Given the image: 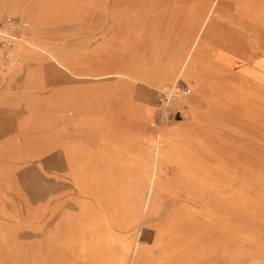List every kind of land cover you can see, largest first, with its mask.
I'll return each mask as SVG.
<instances>
[{
	"label": "rangeland",
	"instance_id": "obj_1",
	"mask_svg": "<svg viewBox=\"0 0 264 264\" xmlns=\"http://www.w3.org/2000/svg\"><path fill=\"white\" fill-rule=\"evenodd\" d=\"M19 1L0 0V264H264V68L251 65L255 58L264 63V0H24L22 8ZM219 5L230 18L212 15ZM182 9L203 20L194 19L193 32L183 28L179 37ZM227 18L230 24L219 21ZM142 21L176 25L173 45L181 49L174 67L157 71L171 82H139L131 96L152 106L155 125L187 122L198 163L160 166L161 133L159 146L144 150L153 166L115 140L135 136L136 150L148 143L142 135L104 131L98 119L77 121L53 105L59 91L91 86L98 95L99 82L61 70L53 80L54 64L34 50H18L17 62L9 64L22 35L71 50L67 56L76 66L152 59V50H89L113 38L126 45L131 26ZM117 25L124 33L117 35ZM193 56L197 67L204 61L210 81L198 68L189 75ZM29 68L43 80L29 82ZM231 69L248 71L251 82L241 76L237 85ZM179 79L192 92L186 108L175 104L172 118L165 119L159 91ZM198 95L202 107L190 115ZM105 149L121 157L98 159Z\"/></svg>",
	"mask_w": 264,
	"mask_h": 264
},
{
	"label": "crops",
	"instance_id": "obj_2",
	"mask_svg": "<svg viewBox=\"0 0 264 264\" xmlns=\"http://www.w3.org/2000/svg\"><path fill=\"white\" fill-rule=\"evenodd\" d=\"M143 1L145 2V0ZM19 2L20 8H22L24 0H20ZM4 5L7 7L6 3H4ZM179 14L180 16L182 15L181 17L184 19L181 21L182 23L179 27V37H181V34L185 33L182 31L183 28H186L187 24L191 25L194 23V19H196V21L199 23H202L203 20L202 16L193 15L185 9H182ZM186 15H190L194 18L185 19ZM32 16L33 23L36 24L38 22V17H36V15ZM7 17L8 16L6 15L4 16L5 21L8 20ZM123 18L124 16L122 15H118L117 17V19ZM219 21L230 24V20L228 18L226 20ZM142 23L145 24H133V26H131L133 37L130 39H124V43L127 42V44L125 43L126 45H121L120 47V40L117 39L116 47V42L113 38L102 42V46L105 45L104 47L99 45L97 47H92L89 50H152V53L157 55V57L152 59L140 61L137 59L134 60L133 57L122 60L121 58H117L114 63L109 65H104L102 63L94 64L92 61H79V65L76 66L77 63L74 58L67 56L69 53H71V50H60L55 45L52 46L48 43L42 42L36 37L29 40L27 36L22 35L18 37L19 45L16 51L12 53L11 62L9 64L13 66L17 62L16 60H18L19 55L18 50H34L36 54L40 53V55H47L54 64L57 73L54 75L53 80L60 79V70H63V72H67L68 75H75L80 78L87 79L88 82H99L100 85L98 87V95L94 94V88L91 86H86L83 90L68 89L63 92L59 91L55 94L53 97V105L58 108L62 107L65 112H68V114L74 117V119L77 121H79L82 116L90 119H98L102 126L101 128H103L104 131H108L112 127H115L117 129L116 133L121 132L118 130L119 128H123L124 130L132 129L139 136L142 135V137H145L148 140V143H146L144 147L142 146L140 149L136 150L132 149L133 145L137 143V140L135 139H138L135 136H131L130 140H123L116 136L115 140L117 142L124 143L126 146H129L130 148L126 149V152H129L130 155L142 157L148 160L153 166V159L150 158L147 153L144 152V150L150 149L152 152L154 147L159 146V135L161 133L163 138L162 143L160 144V166L166 165L169 162L172 163L173 161L177 160L182 163L184 162L185 165L191 164L190 162L192 161L198 163V158L190 149L191 143L189 142V134L191 132L188 130L187 124H181L179 126H164L162 124L155 125L152 123V118L155 114L152 106L146 103V101L140 102V100H135L131 96L132 90H130V88L139 82L145 83L150 87H159L171 82L172 80L169 79V75H160L157 71L160 70V68L164 69V64L171 65V63H174L172 64L174 67L176 62L178 63L179 59L178 50L181 49L173 45L174 37L172 32L179 33L176 25L172 27L170 23L162 21L158 26L152 25V21H142ZM123 28L124 27L117 25V35L123 32ZM188 36L189 35L185 34L183 37L185 38V41L187 40ZM0 37L4 38V34ZM132 44H143L144 46L142 49H140V47L130 46ZM212 46L218 48L219 44L217 42H212ZM253 48L254 50H257L256 47ZM1 75L2 78L7 76L6 72H2ZM39 75L40 74L36 69L29 68L27 80L31 82L36 78L42 79ZM40 79L39 81L43 80ZM106 79L111 80L110 85L107 84ZM103 81L106 82V85L103 83ZM106 88H111V91L114 94L108 95L105 91ZM196 99L197 98L195 97L193 102H191L192 104L189 109L190 115H195L199 109L197 108L196 110L194 106V104H197ZM183 117V115L180 116L179 121L184 119ZM121 154L122 153H119L116 150L105 149L96 157L98 159L111 161L120 158ZM67 157L70 161H72L75 158V154H72V151L70 150V152L67 153ZM151 189L148 192V195H150Z\"/></svg>",
	"mask_w": 264,
	"mask_h": 264
},
{
	"label": "built area",
	"instance_id": "obj_3",
	"mask_svg": "<svg viewBox=\"0 0 264 264\" xmlns=\"http://www.w3.org/2000/svg\"><path fill=\"white\" fill-rule=\"evenodd\" d=\"M7 42L3 44L6 46ZM2 49H4L2 47ZM192 88L182 80H178L171 85H168L159 91V109L162 116L165 119L172 118L171 109L176 104L179 106L180 111H183L186 108V99L191 94Z\"/></svg>",
	"mask_w": 264,
	"mask_h": 264
},
{
	"label": "bare ground",
	"instance_id": "obj_4",
	"mask_svg": "<svg viewBox=\"0 0 264 264\" xmlns=\"http://www.w3.org/2000/svg\"><path fill=\"white\" fill-rule=\"evenodd\" d=\"M7 1H9V2H11V4L12 3H14L13 2V0H7ZM15 4V3H14ZM13 5V4H12ZM253 12H255L256 10H252ZM215 12H219V13H221V14H226L227 16H228V18H230L229 16L231 15L230 13H229V11H227V10H225L224 8H222V7H220V5H219V7L218 8H216L214 11H213V14L212 15H215ZM246 13H249L248 11H245L244 12V14H246ZM182 16V15H181ZM215 19H216V16H211L210 17V20H209V23L211 22V23H214V21H215ZM192 26L191 25H187L186 26V28H185V30H186V32H188V31H190V32H193V28H191ZM197 31H195V33H196ZM59 52V51H58ZM56 53V52H55ZM54 54V53H53ZM223 57V56H222ZM224 59H226V61H228L229 63H233V59H231V58H225V57H223ZM249 58H240V61L241 60H244V61H251L250 59L248 60ZM54 60V59H53ZM179 60V59H178ZM55 63V62H54ZM195 63H197V58H195V56H193L192 57V60H190V67L188 68L190 71H189V75L190 74H193L194 72V70L195 69H200V71H201V76L202 77H204L206 80H211V79H207V78H209V76L211 77L212 75H208L209 73L207 72V71H205V69H204V61H203V63H202V67L200 66V67H197L196 65H195ZM252 66L254 65V66H256V67H262V68H264V63L263 62H261L260 60H256V58H255V60H253V63L251 64ZM247 69H249V68H247ZM246 69V70H247ZM63 71V70H62ZM232 72L233 71V69H231V70H229V72ZM204 72H206V74L204 73ZM231 72H230V76H231V78H232V81L234 82V83H236L237 85H239V81H238V79H240L239 77H241L242 79L243 78H247V80L248 81H250V79H249V77H248V75H247V73H248V71H245L246 73L245 74H239V73H237V74H231ZM67 73V72H66ZM165 74H167V73H162V74H160V75H165ZM206 75H208V76H206ZM260 78V77H259ZM251 82V81H250ZM252 86H254L255 84L254 83H252L251 84ZM204 91H206V90H204ZM58 93V92H57ZM201 95H206V94H204L203 93V91H202V93H201ZM201 95H198V96H196V100H197V104H194V106H195V109L197 110V108H199L198 109V111H200V107H202V105H201V102H202V99H203V97H200ZM55 96V95H54ZM57 96V95H56ZM59 97V96H58ZM61 98V97H60ZM58 100V99H57ZM64 101V100H63ZM62 101V102H63ZM68 101V100H67ZM70 102V101H69ZM68 102V103H69ZM68 106V105H67ZM181 124H187V122H181V123H178V126L179 125H181ZM190 142V141H189Z\"/></svg>",
	"mask_w": 264,
	"mask_h": 264
}]
</instances>
